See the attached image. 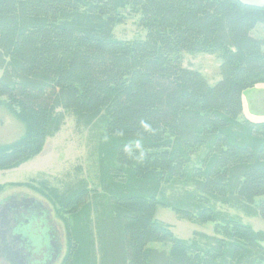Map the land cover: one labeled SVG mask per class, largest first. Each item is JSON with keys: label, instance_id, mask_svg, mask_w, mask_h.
<instances>
[{"label": "trees", "instance_id": "16d2710c", "mask_svg": "<svg viewBox=\"0 0 264 264\" xmlns=\"http://www.w3.org/2000/svg\"><path fill=\"white\" fill-rule=\"evenodd\" d=\"M128 8L144 39L115 37ZM258 25L264 3L244 0H0V99L26 124L0 170L39 154L67 115L100 155L102 191L52 190L70 215L62 264H264V232L215 209L264 220V120L242 117L244 91L264 84ZM184 53L218 55L220 79ZM158 206L216 221L215 234L180 238Z\"/></svg>", "mask_w": 264, "mask_h": 264}, {"label": "rangeland", "instance_id": "374dc122", "mask_svg": "<svg viewBox=\"0 0 264 264\" xmlns=\"http://www.w3.org/2000/svg\"><path fill=\"white\" fill-rule=\"evenodd\" d=\"M256 4L264 0H245ZM125 19L114 28V35L119 39H144L146 29L141 25L139 14L130 8L121 11ZM253 34L264 37L263 25H258ZM184 64L200 71L213 85L221 77L220 58L216 54L184 53ZM19 109L11 107L5 98L0 99V146L12 144L26 134V124L18 116ZM243 118L255 121L264 120V84L255 85L243 93ZM191 152L188 166L201 167L203 150ZM193 151V152H192ZM198 161V162H197ZM100 155L96 147L94 132L89 127L77 125L72 115H67L61 129L46 139L39 154L25 161L18 167L0 170V210L12 198H33L50 208L61 236V256L54 264H62L68 250L67 223L70 215L55 203L52 190L62 192L79 180L87 182L89 189L102 191ZM168 195L179 189L167 185ZM51 189V191L49 190ZM91 191V190H90ZM217 211L248 224L256 231L264 232V220L260 216L245 213L242 209L229 204L215 203ZM155 218L169 225L174 234L184 239H195L199 233L215 234L216 221L188 219L169 207L158 206ZM1 220V217H0ZM93 222V218H92ZM160 247V244H153ZM0 264H3L0 261Z\"/></svg>", "mask_w": 264, "mask_h": 264}, {"label": "flooded vegetation", "instance_id": "af4514ba", "mask_svg": "<svg viewBox=\"0 0 264 264\" xmlns=\"http://www.w3.org/2000/svg\"><path fill=\"white\" fill-rule=\"evenodd\" d=\"M3 264H54L61 246L52 211L41 201L15 197L0 210Z\"/></svg>", "mask_w": 264, "mask_h": 264}, {"label": "water", "instance_id": "95a60500", "mask_svg": "<svg viewBox=\"0 0 264 264\" xmlns=\"http://www.w3.org/2000/svg\"><path fill=\"white\" fill-rule=\"evenodd\" d=\"M61 252H62V250H61V246H60V249H59V254H58V256H57L56 260H58V258L61 256Z\"/></svg>", "mask_w": 264, "mask_h": 264}, {"label": "crops", "instance_id": "0c3cea01", "mask_svg": "<svg viewBox=\"0 0 264 264\" xmlns=\"http://www.w3.org/2000/svg\"><path fill=\"white\" fill-rule=\"evenodd\" d=\"M245 1V0H244ZM256 3V2H255Z\"/></svg>", "mask_w": 264, "mask_h": 264}]
</instances>
